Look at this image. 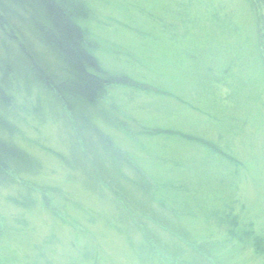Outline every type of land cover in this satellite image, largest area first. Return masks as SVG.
Here are the masks:
<instances>
[{"label": "rangeland", "instance_id": "374dc122", "mask_svg": "<svg viewBox=\"0 0 264 264\" xmlns=\"http://www.w3.org/2000/svg\"><path fill=\"white\" fill-rule=\"evenodd\" d=\"M86 3L82 27L101 62L135 82L111 89L105 107L88 111L95 133L87 138L64 133L57 121L62 108L39 96V87L32 97L12 83L11 132L0 135L40 168L11 170L10 184H0V264H264V0ZM105 136L112 150L135 158L126 172L146 179V205L168 229L147 211L144 219L159 235L177 227L203 248L175 236L174 257L142 227L141 235L127 236L144 246L138 253L126 246L98 186L113 165L100 160L107 167L101 170L94 161ZM67 140L84 151L77 163L52 151L71 156ZM87 166L99 175L97 186L87 182Z\"/></svg>", "mask_w": 264, "mask_h": 264}, {"label": "trees", "instance_id": "16d2710c", "mask_svg": "<svg viewBox=\"0 0 264 264\" xmlns=\"http://www.w3.org/2000/svg\"><path fill=\"white\" fill-rule=\"evenodd\" d=\"M86 2L87 0H0V38L3 46L0 59L4 60L0 64V106L3 109L0 112V129L2 131L11 132L8 113L14 106V102L8 96H11L14 81L21 86L28 87L26 93L32 97L39 87L38 95L46 93L48 96L45 99L50 106L51 101L52 104L58 102L63 113L62 116L57 115V121L65 129L64 133L71 129L78 130L82 137H86L87 131H92L91 121L87 118L88 111L93 108L105 107L104 102L109 97L111 89L128 88L132 85L131 83L135 82L128 72L116 68L108 71L104 62H101L97 55V49L92 43V38L87 35V29L82 27L91 9V5ZM108 2H113L114 8H116V3H119L120 0H108ZM30 87H32L33 93L30 91ZM39 98L36 105L33 104L35 112L39 109L37 105L39 101L41 104L44 101ZM53 106L56 109V105ZM20 110L22 111V109ZM92 133L95 132L92 131ZM170 134L172 132H166L165 136L168 137ZM124 139L129 141V148L140 154L136 142L126 136ZM67 141L69 147L74 145L71 156L66 155L63 150L62 153L55 149L52 151L56 154L55 157L62 158L69 165L66 160L68 157H70L69 160L72 159L75 162L81 155L80 153L84 154V151L78 150L75 141ZM98 142H100L97 144L100 149L94 155V161L98 164L99 169L103 170L107 167H103L100 160L111 159L108 161V165L113 164L110 167L111 170L106 169L105 175L102 176L103 181L99 185L96 184L99 175L93 172L94 169L87 166L84 172L89 179L87 182L94 186L98 185L101 191H104L103 193L106 195L104 205L113 206L112 221L124 228L123 235L124 238L126 237V246H130L137 253L138 247L144 246L141 241L137 244L133 243L130 235L127 236L133 230H138L141 235L142 230L138 228L142 227L143 236L151 235L158 245L169 253H173L174 257L175 236H179L188 246L203 248L204 245L195 246L196 243L187 240L177 227L173 230L169 228L170 233L165 232L164 235H159L161 232L158 233L156 225L144 219L146 215L144 211H147V214L151 216L148 218H153L156 224L165 227L157 218L159 216L146 205L149 193L143 190L145 187H142L145 185L146 179H143V176L130 177L126 172L129 164L135 158L132 159L133 156L127 155L123 150L115 151L113 149V151L114 142L110 137H99ZM59 143H63V138L59 139ZM89 144L96 146V143L91 140ZM66 152L69 153L70 150L67 148ZM33 157L31 153L28 154L21 150L13 142L10 144L0 135V184H3L2 186L10 184L8 178L11 170L15 173L16 169L31 171L34 167L40 168V164L38 167L37 160ZM18 170H16V175H22L17 172ZM134 171L137 175L140 173L137 168H134ZM21 180L25 185L26 181ZM226 218H229L228 215H225V221ZM152 227L154 229L151 233ZM165 229L168 228L165 227ZM167 240L171 242L168 243ZM145 247L148 248L147 245ZM204 252L203 255H205ZM194 255L196 256V254ZM147 258L149 261L152 260L151 253L147 254ZM201 260L205 263L208 262L206 258Z\"/></svg>", "mask_w": 264, "mask_h": 264}]
</instances>
